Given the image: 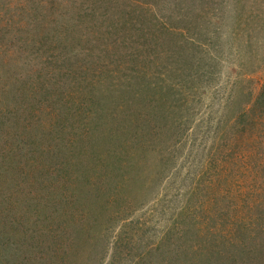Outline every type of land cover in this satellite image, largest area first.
Masks as SVG:
<instances>
[{"label":"rangeland","instance_id":"rangeland-1","mask_svg":"<svg viewBox=\"0 0 264 264\" xmlns=\"http://www.w3.org/2000/svg\"><path fill=\"white\" fill-rule=\"evenodd\" d=\"M263 93L264 0H0V149L49 152L0 177V264L264 255Z\"/></svg>","mask_w":264,"mask_h":264},{"label":"trees","instance_id":"trees-1","mask_svg":"<svg viewBox=\"0 0 264 264\" xmlns=\"http://www.w3.org/2000/svg\"><path fill=\"white\" fill-rule=\"evenodd\" d=\"M87 1H90V0H87ZM125 25H126V23H123L117 29H125ZM52 50H53V48H52ZM51 53L52 54L50 56L55 57V52L51 51ZM59 54L60 53H58V55ZM5 82H8V79H6ZM22 84H24L23 78L21 79V84H19L18 80H17L16 81V89H17V87L19 85H22ZM263 94H261L259 96H262ZM3 108L4 107L0 108V118L4 117L5 115H9L13 119L17 117L15 114H13L12 111H10V110L7 111V109L3 110ZM29 109L30 108H28V107H24V108L17 107V110L19 112H23L24 113V117H23V120H22V125L24 127H26L27 125L28 126H33L35 124V125L42 126L43 129H44L46 124L45 125L41 124L42 122H41L40 119L33 118V116L31 118L27 116L29 114ZM64 119H65V117H64ZM64 119H62V122H63ZM92 119L93 118H91L90 121H92ZM6 122H10V119L8 117H7V120L4 119V122H0V127L3 126ZM62 127H67V126H62ZM98 129L99 128L96 127V126H90V128H88L86 131L81 132L79 134H76L75 136H72L70 134L71 132L68 133V134L64 133V138L66 136H68L69 134H70L69 137L72 136V137H74L75 139H78V140H81V139H84V138L90 136V140L95 144L96 141L99 140V136H102V132L98 131ZM43 132H46L47 138L43 139L39 135L38 136L39 141H42V142L44 141L45 143H51V144H54L56 142L57 135L56 134H51L52 130H50L49 128H46L45 130H43ZM43 132L41 131L40 133H43ZM74 132H76V129L74 130ZM59 133H61V132H59ZM0 135L3 136L1 134V132H0ZM9 139H12V137L9 138ZM9 144L6 147L0 149V161L4 160L5 158H8V160L6 161L5 165L1 167L2 171H4V172L2 173V176H0V177H5V174H7L5 180H7L9 175H11L10 179L12 180L13 178H15L14 174H16L18 176H20V175L24 176L27 173L33 174L36 171V165L38 163H40L42 160H44L45 157L49 154L47 148L42 147L43 143L40 144V145L37 144L36 148L35 147H31V148H28V149H23V148H19V147L14 149L15 142H13L10 145ZM62 144L63 143L61 142V143L56 144V145L60 146ZM53 151H52V153H54V154H52L51 156H54V157L57 156V151H55V152H53ZM105 151H106V149L103 146L102 150L98 152V155L100 156V158H102L104 156ZM95 168H96V166H93L90 169L93 171ZM57 169L60 171V170H63V167H59L58 166ZM68 172H70L71 175ZM64 173H67L68 175H70L72 177L79 178L78 174H77V176L73 175V172H71V171H65ZM86 173H88V172H86ZM48 220L49 219H47L45 222H47ZM58 220L61 222V219H58ZM60 228H61L60 226H57L55 228H47V226H46L45 234L47 235L48 239L41 240V242L44 243V242H46L49 239L55 241L60 235ZM235 236L230 238V243L232 245H234V247H233L234 255H228V256H231L233 258H237L238 259L237 264H264V255L259 249H257L255 246H251L250 247V245H248V242H244V240L236 239ZM66 237H67L68 241L59 243V244H63L59 248L57 246L54 247L52 249L54 251L53 253H56V252L60 251V249L63 248V247L66 248V246L70 247L72 245V239L70 237V234L67 233ZM226 256L219 255L218 261L220 263H222V264H225V262H226V260L228 258Z\"/></svg>","mask_w":264,"mask_h":264}]
</instances>
